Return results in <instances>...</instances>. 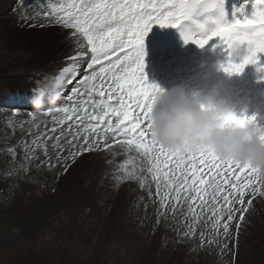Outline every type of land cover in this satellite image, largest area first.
I'll return each mask as SVG.
<instances>
[{"label":"snow or ice","instance_id":"6c2138e0","mask_svg":"<svg viewBox=\"0 0 264 264\" xmlns=\"http://www.w3.org/2000/svg\"><path fill=\"white\" fill-rule=\"evenodd\" d=\"M249 2L251 13L246 14ZM198 7L218 8L220 14L213 21L214 27L201 24L200 31L194 33L183 22ZM41 16L48 25L61 27L69 51L51 69L52 78L45 74L38 82L36 91L48 96L56 91L63 94L62 90L76 81L72 93L79 99L69 96L70 106L56 109L62 118H53L58 126L49 130L51 135L37 136L32 143L42 148L45 156H49L50 147L59 163L65 144L76 149L70 152L74 159L83 153L110 150L113 145L107 143L109 136L123 137L115 142L129 151L134 147L147 158V171L155 182L161 209H167L171 202L175 211L186 201L193 222L198 223L196 208L203 211L207 207L214 232L209 244L220 246L221 237L227 240L233 221L239 235L242 223H246L245 214L256 211L254 200L264 198V171L222 160L206 150H170L152 138L150 112L162 89L147 79L144 41L154 24L178 26L186 43L205 47L215 41L213 48L222 47L226 60L220 67L224 72L238 74L247 65H256L257 71L264 73V0H248L234 7L231 19L224 11V0H39L37 10L24 18L39 20ZM234 47L241 52L237 58L232 56ZM7 103L18 106L14 97ZM225 121L246 126L255 123L256 116L229 113ZM261 133L264 140V128ZM49 166L55 164L49 160ZM125 178L137 177L129 173ZM138 178L144 187L146 178ZM249 193L251 198L245 203ZM194 232L193 227L185 235ZM225 248L226 243L221 251Z\"/></svg>","mask_w":264,"mask_h":264},{"label":"rangeland","instance_id":"374dc122","mask_svg":"<svg viewBox=\"0 0 264 264\" xmlns=\"http://www.w3.org/2000/svg\"><path fill=\"white\" fill-rule=\"evenodd\" d=\"M38 3L39 0H15L13 8L12 5L8 7L9 12L7 14L1 13L6 14V16H4L6 20L0 21V68L7 80L2 81V78L0 79V90H5V83L11 81L12 74L21 72V69L28 63L26 57L29 55L30 48L34 45L32 43L27 45L19 44L20 41L15 35L12 37V40L3 36L5 30L15 31V33L22 31V24L10 22L7 20V17L9 13H12L20 18V21L29 26L33 23L48 24L43 16H41L39 20L24 18L31 12L37 10ZM49 36L51 35L48 29L39 41L46 43L48 42L47 38ZM190 42L192 41H188L187 43L184 41L177 46L175 51H171L155 59H150L149 56L145 54V73L148 81L150 83L157 81L156 78L162 74L159 68L160 61L169 57L177 58L169 62L171 65L172 63L175 64L174 68L180 71L184 76L186 73L182 65L191 57L188 49ZM23 57L26 59L25 62H23ZM10 73L11 75H7ZM185 79L186 77L184 76V80ZM180 86L185 89L190 87L191 84L184 85L182 83ZM75 87H77V85ZM170 88L174 89L173 87ZM172 89L165 91H171ZM70 96L73 97V100L79 99L74 96L73 93H71ZM69 106L70 102L67 99L61 106L49 112V116L51 117L50 121L35 125L36 131H39L35 138L45 134L44 128L54 122V117L56 119L62 117V113H58L56 109ZM0 120H5L3 126L0 124V145L7 144L19 130L32 126L28 125L18 128L20 124L17 121L12 122L13 116L9 114H6ZM35 138L30 142L28 141L23 146L19 158H8L3 160L6 161L4 165L5 170L0 173V182L5 180L7 181V185L5 193L0 195V264H5L19 252L25 255L27 252L26 250L31 248L32 245H35L36 248H38V246H43L49 250L65 247L68 256L64 261L66 264H84L85 258L96 250L95 238L101 235L100 232L103 231L104 224L110 213V211L107 213V209L110 207L111 195L116 191L114 188L121 187L123 181L126 179L125 177L128 176L129 173L135 174L139 163L148 160L141 154L135 155L134 147L129 151L115 142L117 139H124L123 137L113 138L109 136L107 143L113 145L110 150L104 149L83 153L81 156L75 157L74 159L70 156V152L76 149L70 148L65 144V150L61 154L59 163H57L54 159L55 152L49 147V156H45L44 150L32 143ZM50 144L51 141H49V145ZM26 145L28 146L27 148L25 147ZM101 147L103 148V145H101ZM32 149H35V151L33 152ZM49 160L52 164H55V167L49 166ZM102 166L109 167V172L111 173L110 182L108 181L107 185L100 190L99 201L97 204L93 205L92 210H90L91 213L89 212L90 215H86L82 211H84L85 206H88L89 199L94 193V180H98V171ZM78 167L85 174H92L87 183L89 192L85 194L81 193V191L85 190L86 185H83L84 180H80L74 185V188L66 194V190L62 187V184L58 182L56 176L60 172L65 171L66 173L71 170L70 173L73 172L76 174L75 178H80ZM47 177L50 178L47 179ZM152 183L155 184L154 181H152ZM161 191H163V189ZM156 202L158 206L160 200L157 194ZM75 203H81V206L77 207ZM181 206L187 217L185 219L183 231H189L195 224H193V222L189 223L188 218L193 219V217L186 201H182ZM198 209L199 207L196 208V210ZM78 214L79 222L76 225L78 228L73 229L72 218ZM101 215L102 217H100ZM210 217L211 212L208 208L200 214L199 222L196 225L198 226L201 238L195 242L191 250L190 246H187L189 253L187 252L185 254V259L181 264L231 263L233 247L229 237L227 240L221 237L220 246H213V244L208 243V240L214 235ZM148 218H153V216L150 215L147 219ZM86 220L88 226L81 225V223ZM201 230L211 234L204 239ZM145 233L146 229L142 228L139 231L133 232L132 235L127 238L125 244H122L120 251L124 253L128 249L132 257L130 256L125 262H122V259H117L116 264L142 263L144 249L141 251V244L144 247L143 240ZM224 243L227 244V248L224 249L226 253L224 252L221 255L218 249L221 248ZM170 248L173 249L174 246L171 245ZM54 253L55 252L45 250L44 255L46 259L43 264H48V260L51 259ZM207 256H209V258H207ZM166 263L178 264L173 262V260H168L163 264Z\"/></svg>","mask_w":264,"mask_h":264},{"label":"clouds","instance_id":"9594fccd","mask_svg":"<svg viewBox=\"0 0 264 264\" xmlns=\"http://www.w3.org/2000/svg\"><path fill=\"white\" fill-rule=\"evenodd\" d=\"M240 54L239 47H234L233 58ZM217 95L216 89L202 98L189 96L182 87L162 89L150 112L152 138L170 150H206L222 160L264 171V140L260 139L264 127L257 121L246 126L227 123V114L245 116L247 106L237 112Z\"/></svg>","mask_w":264,"mask_h":264},{"label":"bare ground","instance_id":"6f19581e","mask_svg":"<svg viewBox=\"0 0 264 264\" xmlns=\"http://www.w3.org/2000/svg\"><path fill=\"white\" fill-rule=\"evenodd\" d=\"M28 35V34H26ZM40 35L41 32H40ZM200 55V53H199ZM201 56V55H200ZM52 58H48V60L50 61ZM64 178V181H63V185L65 186V188H69V186L71 185L70 184V179L67 177L65 178L66 176H62ZM113 205L117 208L118 205L120 204V202L122 201V194L121 193H114L112 194L111 198H113ZM256 211L253 212V213H250V218L248 220V222L246 223V227L245 228H242V231L243 232V235L241 237V241H242V249H246L247 251L250 250V245L248 244V237L249 235L248 234H252V232L256 229V227L258 228L259 225H262V227L264 226V203L257 206L256 208ZM261 216V220L259 219V217ZM248 233V234H247Z\"/></svg>","mask_w":264,"mask_h":264}]
</instances>
